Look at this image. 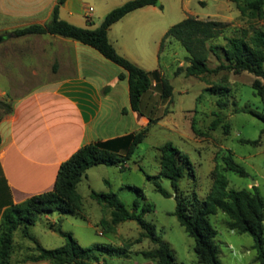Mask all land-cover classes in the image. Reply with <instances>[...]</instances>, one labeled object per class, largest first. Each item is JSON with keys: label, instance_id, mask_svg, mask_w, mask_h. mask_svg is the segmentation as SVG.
I'll list each match as a JSON object with an SVG mask.
<instances>
[{"label": "rangeland", "instance_id": "obj_1", "mask_svg": "<svg viewBox=\"0 0 264 264\" xmlns=\"http://www.w3.org/2000/svg\"><path fill=\"white\" fill-rule=\"evenodd\" d=\"M124 1L84 0L86 5L93 7L90 19L98 25L104 12ZM239 1L244 5L249 0ZM156 2L159 4L144 6L126 14L113 24L107 36L112 44L123 42L122 52H128L148 68L156 67V49L164 32L186 15L224 22L223 32L213 41L220 46L224 43L223 35L237 34L241 28L247 29L249 34L252 27L264 26V17H254L249 10L241 14L232 0ZM81 22L86 24L84 19ZM34 42L38 45H56L55 40ZM162 50L158 64L161 73L173 87L172 96L169 99L159 96L141 102L142 113L153 120L148 123L145 137L136 146L125 166L121 168L98 164L87 168L77 184V191L82 197V212L41 214L29 225L31 239L24 237L20 229L15 230L11 264L31 263L25 257L34 253L36 243L45 248L63 244L64 237L54 230L57 227L70 232L81 246L108 244L124 248L118 253H99L101 263V259H104L106 264H155L153 259L141 253V250L154 247L149 238L143 237L140 242H133L142 232L135 220L122 221L111 231L102 227L100 220L109 219L110 210L90 196L91 190L117 193L129 210L134 208L135 203L137 212L149 206L150 210L144 212L142 217L154 225L156 234L169 245L176 262L200 264L193 249V238L172 214L175 208L174 189L167 178L158 174V147L166 141H170L187 156L192 165V173L186 172L178 182L182 193L188 196L196 194L198 199H204L211 186V170L215 164L220 169L221 156L230 153L244 167L246 175L241 176L230 170L222 171L228 179V187L250 188L254 184L264 198V100L251 86L255 76L247 71L234 73L227 68L200 76L183 73L175 75V68L186 64V51L177 41L169 43L167 40ZM221 60L222 57L216 58L210 54L207 65L215 67ZM38 63L39 73L35 76L23 75L25 72L22 76L10 75L7 77L10 86L0 81V88L7 89L5 93H0V119L6 115L7 105H11L14 98L24 94L26 89L55 77L49 60L40 56ZM214 84L224 88L217 92L207 88ZM119 100L115 99L116 102ZM111 112L113 122L118 119L121 122L123 118L124 124H131L124 111L117 115L115 109ZM216 118L220 121L212 128L211 123ZM225 124H228L227 132H224ZM257 139L258 143H251ZM157 184L171 195L160 193L156 189ZM135 188L140 189L142 194L137 193ZM227 219L221 211L209 215V221L216 229L214 242L221 264H260L256 259L252 237L229 229Z\"/></svg>", "mask_w": 264, "mask_h": 264}, {"label": "trees", "instance_id": "obj_2", "mask_svg": "<svg viewBox=\"0 0 264 264\" xmlns=\"http://www.w3.org/2000/svg\"><path fill=\"white\" fill-rule=\"evenodd\" d=\"M62 1L58 0L53 7L49 21L16 28L11 31L12 34L24 36L48 33L72 38L91 46L106 59L125 70V73H119L118 77L127 79L129 105L132 110L140 114H142L141 96L152 86V77L156 80L155 86L158 87L162 98L169 99L172 96L173 87L164 74L157 69L152 72L147 71L119 54L107 37V30L115 21L137 8L154 5L157 0H126L110 9L100 24L94 28L82 27L59 18L58 8ZM232 1L241 14L249 10L254 17H264V0H249L244 5L239 0ZM224 26L225 23L222 21L186 15L164 32L158 44L157 58L161 57L165 40L169 43L177 41L186 51L184 57L186 64L177 66L174 70L175 75L183 73L200 76L224 68L234 73L247 71L255 76L251 86L264 100V26L252 27L249 34L247 29L241 28L237 34L223 35L224 43L220 46L213 41L223 32ZM210 54L216 58L222 57L223 60L210 68L207 65ZM207 88L217 92L224 87L214 84ZM220 104L222 105V102ZM10 111L11 105H7L6 114ZM152 120L148 117V123ZM219 121V118L214 119L211 127H215ZM146 131L147 126H144L138 131L125 135L81 145L67 159L60 162L51 189L33 194L22 202L6 207L0 215V264H11L15 230L20 229L24 237L31 239L29 225L33 224L41 214L81 213L83 203L77 191V184L85 170L98 164L123 168L136 146L145 137ZM227 131L228 124H225L224 132ZM258 142V139L251 141V143ZM158 149L160 151L158 174L167 178L174 189L175 208L172 214L176 216L184 231L193 238V249L198 262L221 264L217 245L214 242L216 229L209 221V215L221 211L228 217L229 229L238 233H247L252 237L253 248L257 253L256 259L260 264H264V198L254 184L250 188H229L228 179L222 172L230 170L242 176L246 175L244 167L236 162L230 153L222 155L221 168L219 169L218 164H215L211 170V186L205 198L200 200L196 194L188 196L178 187V182L184 174L192 173V165L187 156L170 141L164 142ZM135 189L137 193L142 194L140 189ZM156 189L164 196L171 195L159 184L156 185ZM90 196L110 210V218L100 220L105 230H114L122 221L135 220L142 232L133 242H140L143 237H147L154 245L151 249L141 250L142 255L153 259L155 264H178L169 245L156 234L154 225L143 219L142 215L150 210L149 206L146 205L137 212L135 203L134 208L129 210L117 193L112 191L91 190ZM54 230L64 237L63 244L54 248H45L36 243L34 253L26 256L25 260L32 262L45 260L49 264H106L104 259H101L102 263L100 262L99 253L103 251L118 253L124 250L123 247L108 244L81 246L70 232L58 227Z\"/></svg>", "mask_w": 264, "mask_h": 264}, {"label": "crops", "instance_id": "obj_3", "mask_svg": "<svg viewBox=\"0 0 264 264\" xmlns=\"http://www.w3.org/2000/svg\"><path fill=\"white\" fill-rule=\"evenodd\" d=\"M57 1L0 0V81L10 86L7 78L10 75L22 76L25 72L23 75L35 76L39 73L40 56L51 62L55 74L14 98L11 111L0 119V215L10 204L51 189L60 162L81 145L125 135L148 125V116L129 105L127 79L118 77L125 70L97 50L60 35L12 34L16 28L49 21ZM92 11L93 7L84 0H63L58 16L79 26L95 27L98 24L90 19ZM35 40H55L56 45H38ZM121 43L111 44L143 69L160 71L157 49L156 67L148 68L128 52H122ZM151 81L152 86L142 94L141 102L160 96L155 78ZM6 91L0 88V93ZM116 98L120 100L116 102ZM113 109L116 115L124 111L131 124H124L123 118L121 122L119 119L113 122ZM26 264L49 263L41 260Z\"/></svg>", "mask_w": 264, "mask_h": 264}, {"label": "water", "instance_id": "obj_4", "mask_svg": "<svg viewBox=\"0 0 264 264\" xmlns=\"http://www.w3.org/2000/svg\"><path fill=\"white\" fill-rule=\"evenodd\" d=\"M157 4H159L158 2H156ZM2 39V36H0V40Z\"/></svg>", "mask_w": 264, "mask_h": 264}, {"label": "built area", "instance_id": "obj_5", "mask_svg": "<svg viewBox=\"0 0 264 264\" xmlns=\"http://www.w3.org/2000/svg\"><path fill=\"white\" fill-rule=\"evenodd\" d=\"M89 9H91V7H89Z\"/></svg>", "mask_w": 264, "mask_h": 264}]
</instances>
